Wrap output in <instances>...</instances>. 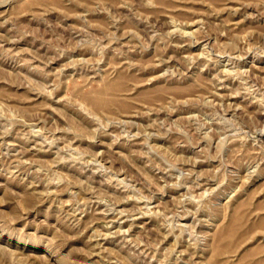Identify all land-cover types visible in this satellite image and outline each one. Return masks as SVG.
<instances>
[{"label": "rangeland", "instance_id": "obj_1", "mask_svg": "<svg viewBox=\"0 0 264 264\" xmlns=\"http://www.w3.org/2000/svg\"><path fill=\"white\" fill-rule=\"evenodd\" d=\"M0 264H264V0H0Z\"/></svg>", "mask_w": 264, "mask_h": 264}]
</instances>
